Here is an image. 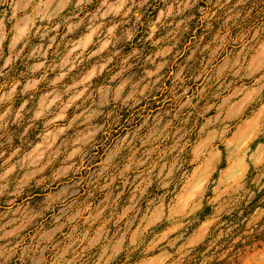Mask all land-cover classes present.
Listing matches in <instances>:
<instances>
[{
	"label": "rangeland",
	"instance_id": "374dc122",
	"mask_svg": "<svg viewBox=\"0 0 264 264\" xmlns=\"http://www.w3.org/2000/svg\"><path fill=\"white\" fill-rule=\"evenodd\" d=\"M249 179L264 0H0V264H175Z\"/></svg>",
	"mask_w": 264,
	"mask_h": 264
},
{
	"label": "trees",
	"instance_id": "16d2710c",
	"mask_svg": "<svg viewBox=\"0 0 264 264\" xmlns=\"http://www.w3.org/2000/svg\"><path fill=\"white\" fill-rule=\"evenodd\" d=\"M250 182L249 179L247 188H250V192L246 198L238 201L231 214L222 217L211 228L205 240L175 264H241L246 254L263 248L264 190L259 191ZM262 211V218L255 222L254 217ZM223 222L227 223L220 226ZM125 258L123 254L121 262L124 263ZM173 262L171 260L167 264Z\"/></svg>",
	"mask_w": 264,
	"mask_h": 264
}]
</instances>
